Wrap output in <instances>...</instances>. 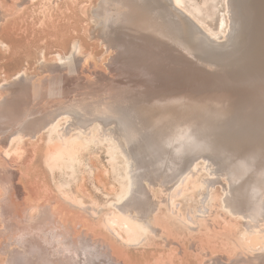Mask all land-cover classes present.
I'll return each instance as SVG.
<instances>
[{"label":"rangeland","instance_id":"obj_1","mask_svg":"<svg viewBox=\"0 0 264 264\" xmlns=\"http://www.w3.org/2000/svg\"><path fill=\"white\" fill-rule=\"evenodd\" d=\"M228 1L180 0L178 3L174 1V4L198 22L201 29L209 32L212 37H216L217 41H222L230 33L231 21L227 11ZM100 2L101 0H0V19H2L0 21V98L3 94L5 95L13 90L7 88V91H3L6 90L4 87L7 82L12 81L16 75H21L24 72L28 76L31 74L30 76H35L36 80H40L48 74V72H44V68H48L55 63L67 65V59L77 50L79 52L81 50L83 53L76 62L77 68H79L78 74L80 73L78 77L84 75L88 79H93L95 73L101 71V69L103 72L106 71V73L111 74V67H121L122 63L116 64L118 60L114 58L115 52L112 49H107L104 38L100 36L102 27L95 14ZM179 3L182 5H179ZM240 5L243 8L245 6L244 3L241 4V1L239 2ZM222 19L225 20V24H222ZM236 33L237 29L232 30L231 37L235 38ZM261 41L258 46L253 48L252 53L240 52L235 54L232 52V54H229V60L226 58L223 63L212 64L199 61L185 51L183 52L185 57H182L179 53L176 54L174 50H171L168 55L164 53L165 56H158L156 52L154 54L153 51L152 54L147 50L144 51V54H141L137 50L132 57L126 58L132 65L131 70L137 71L134 72L135 74L131 73L128 79H132L130 82L132 89L144 87V92L153 96L164 95L166 100L169 101L172 99H178L181 102L216 99L232 103L236 107L244 106V109H249L248 113L249 111L254 112L250 110L254 104H259L262 109L256 111L263 115L254 112L253 115H250L252 118L248 117L243 122H257L264 126V43H261ZM78 46L79 49H77ZM235 49L237 48L235 47ZM129 52L132 54V50ZM200 62L202 63L200 64ZM239 62L243 63L240 65ZM64 65L61 67H66ZM244 66L247 70L243 68ZM227 70L231 72L229 74L223 73ZM72 73L74 75V72ZM198 73L200 74L198 75ZM73 75H70V78L66 76L65 81H69L60 86L62 88L61 93L67 99L82 96L79 94L81 89L78 88L81 80L77 78V73H75V77ZM40 76L41 78H39ZM221 76L226 77L222 78ZM76 78L79 80L78 86ZM73 81L76 87L73 86ZM52 105L48 104L47 106L50 108ZM225 107L229 109V104H226ZM73 114L70 118L74 120L76 117L74 120L76 123L80 119L90 120L95 118V116L92 117L93 115H90V117L86 115V118V116L79 113ZM78 116H80L79 120H77ZM57 117H60V115ZM98 117L92 123L89 122L94 131H96L98 125L101 127L100 122L103 117ZM70 118L68 120L66 117L60 118L59 124L61 123V127H68V123L72 121ZM223 118L228 119L229 117L223 116ZM167 120L163 117L154 118V122L158 125L172 124V121ZM235 129L239 130L237 127ZM162 131L165 132L156 133L151 131L149 133L155 134L156 139L159 138V143L155 145H159L160 138L168 136L167 133L178 134L173 126L170 128L165 127ZM218 131L224 133L219 129L212 134L206 131V134H203L204 131H202L201 136L192 137L194 141L187 138L188 140H186L191 142L189 145L195 148V151L191 146L189 147L192 152L189 151V147L185 150H188V154L196 155L197 158L204 155L216 163L219 162L224 166L226 172L235 173L239 167H241L239 170L242 171L246 169V172L251 175L250 178L252 179L254 176L253 181L262 187L258 189L263 191L260 195L261 204L259 208V211L263 213L264 187L262 185H264V171L261 170H264V144H262L263 147L261 144L258 146L255 141L256 137L253 140L239 138L242 142H237V139L234 141L235 136L233 138L230 134L224 135L227 131L223 135L217 133ZM99 134L97 133L93 138H90L88 135L81 133L78 128L74 129L71 135H68L70 147L72 146L69 147L70 149L68 148L71 155L64 153L65 151L60 146V138L50 125L30 139L28 137L18 141L14 139L12 143L10 142L7 145L8 147L0 142V168L3 169L2 173L10 174L11 182L15 186L16 184L19 186L22 194L21 200L17 196L8 199L9 192H5L6 190L3 189L0 182V264H8L11 250L15 251L14 248L16 247L22 249V247H19L17 236L10 231L9 234L6 230L5 218L2 217V204L12 205V211L11 207L10 211L13 215L9 217L11 220L19 222L26 220L25 218L28 217L26 212L28 214L30 208H33L34 212L37 207L49 204L60 214V218L65 222L64 228H66V232L70 233L71 238L77 239L89 236V239L79 241L81 246H87L88 249L94 250L96 242L90 240V238L96 241L101 240V242L114 241L119 246L120 251H123L120 252V257H122L121 260L126 259L124 260L126 264H216L219 259H221L220 264H231L238 259V256L243 254L247 256L245 253L248 250L257 252L264 246V231L250 233L247 225L250 220L245 219L241 213L234 214L226 206V202L224 203L228 196L224 186L230 184L226 172L224 175L223 172L222 176H217L219 180H216L213 184L212 194L215 199L212 198V205L207 203V207L200 208L205 198L209 197V190L206 187L208 183L205 181L209 174L200 171L193 186L187 189L180 188V191L177 189L178 193L174 194L173 200L176 209L178 208L180 212L179 218L166 211L168 208L165 205L158 206L159 214H162V217H160L161 224L172 240H166L148 233L146 240L144 239L143 242V240H140L142 238L141 232H138L135 238L141 242L139 241L138 244L132 243V238L127 240V232L119 228L116 230L119 234L121 233V239L112 236L108 222L105 219L112 213H118V209L115 207L116 204L123 202V199L127 197L128 170H131L132 166H128L126 157L120 151L121 147L117 149L104 135L102 137V134ZM203 136L206 137L203 138ZM209 137L210 139L213 138L212 141H209ZM198 138L200 139L198 140ZM152 139L154 140V138ZM195 139H197V146L200 145L201 147L205 142V147L199 148L198 146L196 148ZM202 139L204 140L201 142ZM191 140L195 143L194 146ZM199 141L200 144H198ZM163 142L164 140L161 143L162 146L164 144L168 148ZM215 142L219 144L216 145ZM233 143L235 144L232 145ZM75 146H77L76 149ZM122 148L125 149L124 146ZM57 149L60 151L52 159L51 155ZM6 150L9 151L8 154H6ZM129 151L132 152L131 155L136 160L144 158V155H142L144 152L141 153L138 149L132 150L131 148ZM184 153L188 156L186 151ZM138 154L141 156L140 158ZM192 154L190 155L191 159L194 156ZM156 155L158 159L162 156L159 152ZM148 156L152 157V155ZM186 156L184 155L185 158ZM190 156L188 157L190 158ZM7 157L9 158L7 159ZM198 162H202V158H198ZM244 165L245 167H243ZM155 166L156 171H159V167H162L158 164H155ZM227 169L232 172L227 171ZM212 180L214 181L213 178ZM147 183L149 184V182ZM153 189L159 195L160 187L157 185ZM204 209L206 213L203 212ZM197 215L199 216L197 217ZM27 223L29 224L28 220ZM60 226L63 227L64 225ZM46 232L48 230L43 229L40 233L47 237L48 233ZM109 237H113V239ZM125 243L128 244L125 245ZM24 249L22 250L26 251L27 248L24 247ZM96 249L101 248L96 247ZM101 257L104 259L103 255ZM26 262L23 264L29 263Z\"/></svg>","mask_w":264,"mask_h":264},{"label":"bare ground","instance_id":"obj_2","mask_svg":"<svg viewBox=\"0 0 264 264\" xmlns=\"http://www.w3.org/2000/svg\"><path fill=\"white\" fill-rule=\"evenodd\" d=\"M174 1H177L176 3L180 2V0H101L99 8L97 7L98 9L95 11L99 24L102 27L100 36L104 38L107 49H112L115 52L114 58L118 60L116 64L122 63L121 67H111V74L106 73V71L103 72L102 69L96 72L98 70L96 68L93 79H88L84 75L78 77L80 73L78 74L79 68H77L76 62L83 53L81 50L80 52L77 50L67 59V65L55 63L53 65L49 64L48 68H44V72H48V74L40 80H36L37 78L30 76L31 74L28 76L24 72L21 75H16L12 81L7 82L4 87L6 90L2 89L3 91H7V88H12L13 90L9 93L7 92L5 95L3 94L0 98V142H3L5 147H8L7 145L10 142L12 143L14 139L18 141L25 137L29 139L34 137L48 125L57 132L60 138V146L65 151V154L71 155L68 150L70 147L68 135H71V132L77 128L81 133L88 135L90 138L100 133L102 137L104 135L107 140L111 141L117 149L121 147L120 151L126 157L128 166H132L131 170H128L129 186L126 194L127 197L123 199V202L116 204L115 207L118 209V213H112L110 216H107V219H104L108 222L112 236L114 235V237L121 239L122 235L116 229H123L127 232V240L132 238V243L137 244L140 240L144 242L148 233L155 234L166 240H172L169 233L161 224L160 217H162V214H159L158 206L161 204L165 205L168 208L166 211L172 213V216L179 218L180 212L174 204V194L177 192V189L180 191V188L187 189L193 186L200 171H205L209 174V177L205 180L208 183L206 187L209 190V197L205 198V200L203 199L204 201L200 208L207 207V203L212 205L211 200L212 198L215 199L212 194L213 184L216 180H219L217 176H222L223 172V175L225 174L226 169L219 162L216 163L204 155L198 157L202 158V162H198V158L192 153L194 156L191 159V154H188V150H185L191 146L189 145L191 142H188L187 138H196L197 135L202 134V131H204L203 134L205 131L212 134L219 129L224 131V133L227 131L225 134L218 131L217 133L219 134L235 136L234 141L237 139V142H242L239 138L253 140L256 137L255 141L258 146L261 144L263 147L262 144H264L262 143L264 141V126L257 122H243L244 119L253 115L254 112L259 114L256 111L262 109V106L259 104H254L253 108L250 109L254 112L249 111L248 113L249 109H244V106L236 107L232 103H226L221 100L209 99L207 101L181 102L178 99H172L169 101L166 100L164 95L153 96L144 92V87L132 89V85L130 84L132 79L129 80L128 77L131 73L135 74L134 72L137 71L131 70L132 65L126 58L132 57L137 50L141 54H144L145 50L151 53L154 51V54L156 52L158 56L168 55L171 50H174L176 54L179 53L182 57H185L183 53L185 51L188 55L193 56L199 61L212 64L223 63L226 58L229 60V54H232V52L235 54H239L240 52L246 54L252 53L253 48L258 46V43L262 39L261 43H264V0H227V11L231 21L229 26L231 30L228 29L230 33L232 30L237 29V33L235 38L231 37L229 33L227 38L222 41H217L216 37H212L209 32L201 29L198 22L178 8L174 4ZM240 1L241 4L244 3V8L241 5L239 6ZM179 5L182 4L179 3ZM1 10L3 9L1 8ZM223 23L225 24L224 19H222ZM77 49H79V46ZM131 50L132 54L129 52ZM239 63L241 65L243 62ZM63 65L66 67H61ZM72 72H74V75ZM230 72L227 70L223 73L229 74ZM75 73H77V78L81 80L79 85V80L76 78L77 86L79 85L78 88L81 89L79 94L82 96L79 95V98L67 99L61 93L62 88L60 86L64 82L67 83L69 81L68 79H66L68 80L67 82L65 81L66 76L70 78V75H73L75 77ZM116 74H118V77ZM72 84L76 87L74 81ZM94 87L96 88L94 89ZM88 91L91 92L89 93ZM73 96L75 95L73 94ZM48 104L53 105L49 108ZM226 104H229V109L226 108L227 106L225 107ZM73 113H79L83 116L89 115V117L93 115L92 117L95 116V118L87 120L80 119V116H78L77 120H80L76 123L74 122L76 117L74 120L70 118V116L74 115ZM59 115L60 117H57ZM98 116H102L105 119L103 120L102 118L100 122L101 127L98 125L96 131H94L89 122L92 123ZM223 116L229 118L225 119ZM62 117H66L67 120L70 118L73 122L69 120L71 122L68 123V127H61L59 119ZM156 117L167 118L169 121H172V124L168 125V123H164L158 125V123L154 122V118ZM172 126L175 127L178 134L167 133L168 136L165 138L161 137L160 144L155 145L159 143V138L157 137L156 139L155 134L149 133L151 131L162 133L165 132L162 131L165 127L170 128ZM235 127L239 130H236ZM230 135L229 137L232 140ZM205 137L203 136V138ZM210 137L209 141L213 139H210ZM163 140V143L168 148L164 144L163 148L161 144ZM195 140L196 144L193 143L194 139L193 141L191 140L192 145L195 144L196 148L198 146L199 148H203L205 142L200 147V145L197 146V139ZM198 144H200V141ZM215 144L219 143L215 142ZM76 148L77 146H75ZM131 148L132 150L138 149L141 153L144 152V154L142 153L144 158L136 160L131 155L132 152L130 153L129 151ZM191 148L193 147L191 146ZM193 149L195 151V148ZM59 151L57 149L51 155V158H55ZM184 151H186L190 158L186 156ZM158 152L162 155L159 157L160 159L156 155ZM139 154L138 157L140 158ZM133 155L135 156V154ZM148 155H152V157ZM155 164L165 168L162 169V167L158 166L159 171H156L154 169L156 167ZM239 168L235 173L226 172L229 176L230 184L224 186L228 194L224 203L226 202V206L234 214L241 213L245 219L250 220L247 223L250 233L264 231V212L259 211L261 204L260 195L263 191L258 189L260 186L253 181L254 176L251 179V175L246 172V169L243 171L240 169V171ZM2 170L0 168V182L3 189L6 190L4 191L9 192L7 198L10 199L17 196L21 200L22 194L19 186L17 184L15 186L11 182L10 174L2 173ZM229 170L227 169V171ZM261 171L264 170L262 169ZM261 180L263 179L261 178ZM157 185L160 187L159 195L153 189ZM262 186L264 187V185ZM1 206L3 208V216H1L5 218L4 224L7 227L6 230H8V233L10 231L17 236L19 247H22V249L24 247L27 248L26 251H23L21 248L17 249V247L14 248L15 251L11 250L8 264H23L27 263L26 261L29 262L28 264H126L124 261L126 259L121 260L122 257H120L122 250L120 251L119 246L114 241L101 242V240L96 241L90 238V240L96 242L95 246L101 249H96L95 247L94 250H91L87 246H81L79 241L87 240L89 236L82 237L86 239H82L81 237L77 239L71 238L70 233L66 232L67 230L64 228L65 222L60 218V214L49 204L37 207L34 212L33 208H30L29 213L27 214L26 212V216L28 215V217L25 218L23 215L26 220H21L20 222L11 220L9 217L13 215L11 213L12 205L2 204ZM60 210L62 211V209ZM203 212H205V209ZM60 225L64 226L61 227ZM43 229L48 230L46 232L48 233L47 237H44L40 233ZM138 232H141L142 235L140 240L135 238ZM110 239H113V237ZM245 254L247 256H244V254L240 255L231 264H264V246L257 252L248 250ZM101 255L104 256V259H102L103 257L100 258ZM219 261L216 264H220Z\"/></svg>","mask_w":264,"mask_h":264}]
</instances>
